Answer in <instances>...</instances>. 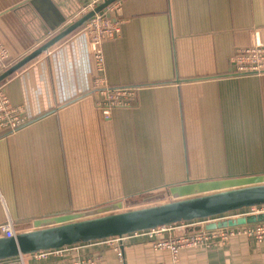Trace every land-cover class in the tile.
I'll return each instance as SVG.
<instances>
[{
	"label": "crops",
	"instance_id": "obj_1",
	"mask_svg": "<svg viewBox=\"0 0 264 264\" xmlns=\"http://www.w3.org/2000/svg\"><path fill=\"white\" fill-rule=\"evenodd\" d=\"M105 1L0 0L10 64L0 73ZM115 2L117 36L94 44L80 26L0 83V107L13 103L31 119L16 131L7 117L0 124V227L31 231L134 195L183 196L264 175V70L230 62L264 46V0ZM257 223L264 211L251 207L166 225L163 237ZM121 245L102 239L0 264H264V241L241 231L177 259L147 237Z\"/></svg>",
	"mask_w": 264,
	"mask_h": 264
},
{
	"label": "water",
	"instance_id": "obj_2",
	"mask_svg": "<svg viewBox=\"0 0 264 264\" xmlns=\"http://www.w3.org/2000/svg\"><path fill=\"white\" fill-rule=\"evenodd\" d=\"M115 1L117 0H106L76 22L66 25L50 41L0 73V83L74 32L96 13L103 12L104 8ZM0 38L6 43L3 36L0 35ZM261 205H264V184H254L99 218L19 232L12 237L4 236L0 229V260L131 234L173 223L219 216Z\"/></svg>",
	"mask_w": 264,
	"mask_h": 264
},
{
	"label": "built area",
	"instance_id": "obj_3",
	"mask_svg": "<svg viewBox=\"0 0 264 264\" xmlns=\"http://www.w3.org/2000/svg\"><path fill=\"white\" fill-rule=\"evenodd\" d=\"M98 1V0H96ZM91 3L89 6H93ZM121 2H115L107 7L103 13H96L88 22L82 25V31L89 35L92 43L100 44L105 39H111L117 36L121 31V23L117 18L112 17V12L121 9ZM89 10L86 8L83 10V14L88 13ZM70 23L72 22L69 21ZM96 57L97 66L100 72L104 70V57L102 54V49H97L93 51ZM8 56V52L5 49L3 43L0 41V70H4L9 65L5 63V58ZM230 62L236 66L237 70L240 71H252L260 72L264 70V46L258 45L252 51H247L246 49L241 50L237 55L230 59ZM102 81V80H100ZM12 115V113H11ZM10 117L8 112V107L3 109L0 107V124H2L4 118ZM15 122V120H13ZM19 123V122H18ZM11 125H15L10 123ZM17 126V125H16ZM259 211H264V205L255 206ZM2 233L6 237L15 236L14 231V221H9L0 227ZM166 231V226H159L152 229H146L137 231L131 234H124L121 236H113L107 243L110 245H123L125 240L130 235H136L137 237L143 236L152 240L154 246L157 249H170L173 252L174 257L177 259L180 255L181 249L185 247L196 246L200 244H209L213 240H218L220 244L225 245L228 243L229 238L232 234L237 231L245 233L247 236L254 238L257 241H264V223H257L254 225L239 228L237 230H221L215 232L198 233L192 235H184L174 238L163 237ZM121 245V246H122ZM43 252V251H40ZM40 252L34 253V255L43 256ZM46 252V251H44ZM33 255V254H30ZM27 256V255H21ZM91 260L79 259L74 262H69L65 264H90Z\"/></svg>",
	"mask_w": 264,
	"mask_h": 264
},
{
	"label": "rangeland",
	"instance_id": "obj_4",
	"mask_svg": "<svg viewBox=\"0 0 264 264\" xmlns=\"http://www.w3.org/2000/svg\"><path fill=\"white\" fill-rule=\"evenodd\" d=\"M258 44L259 43L255 44L254 46L241 48L234 54L237 55L243 49H246L247 51L250 52L255 47H257ZM234 54L232 55V57L235 56ZM238 71H240V70H238ZM6 108H7V106L3 107V109H6ZM8 112L10 113V117L8 118V122L15 124V125H10V127H11L10 129H12L13 131H16L17 129H19L23 126L25 127L26 125L31 123V119H29L25 115V113L21 114L19 111H17V108H16L15 104H13V103L8 105ZM11 113H12V115H11ZM13 120H15V122ZM254 184H264V175H262L259 179H251L250 177H244L243 179L236 181V183H233V184L229 183L226 185H218L216 187H211L210 189H205L203 187V188H200L201 190L200 189H195V191L189 190L183 196L176 195L175 193H171L169 196H163V197L157 198V199H144L145 195H142V194L141 195H134V196L128 197L127 199H120L119 201H116L117 203H114L110 206L98 208V210H95V211L86 212L83 214L82 217H80V219L87 220V219H92V218H99V217L106 216V215L133 211V210L142 209V208H146V207H150V206H154V205L165 204V203H169L172 201L182 200V199H186V198H192V197L201 196V195H205V194H211V193H215L218 191L241 188L243 186H249V185H254ZM80 219H76L74 216H72L69 219L61 220L59 222L54 221V222L44 223V225H42V226H43V228L48 227V226L52 227V226L59 225V223L61 225V223H63V222L66 224V223L75 222L74 220L80 221ZM43 228L40 227L39 229H43ZM110 238L111 237L105 238V240L107 241ZM28 255H30V254H28ZM82 259L91 260L92 262L90 264L94 263V259L92 257H87V258H82ZM77 260H79V259H77ZM77 260L68 261V262H64V263H60V264L74 262Z\"/></svg>",
	"mask_w": 264,
	"mask_h": 264
}]
</instances>
